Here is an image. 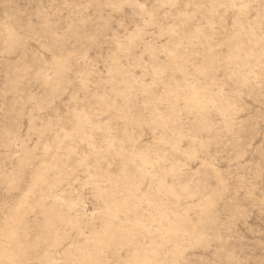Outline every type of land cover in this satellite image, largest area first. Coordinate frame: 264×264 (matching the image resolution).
<instances>
[{
	"label": "rangeland",
	"instance_id": "obj_1",
	"mask_svg": "<svg viewBox=\"0 0 264 264\" xmlns=\"http://www.w3.org/2000/svg\"><path fill=\"white\" fill-rule=\"evenodd\" d=\"M163 1L0 0V264H264V0ZM189 82L214 104L168 94ZM183 217L190 238L160 233Z\"/></svg>",
	"mask_w": 264,
	"mask_h": 264
},
{
	"label": "bare ground",
	"instance_id": "obj_2",
	"mask_svg": "<svg viewBox=\"0 0 264 264\" xmlns=\"http://www.w3.org/2000/svg\"><path fill=\"white\" fill-rule=\"evenodd\" d=\"M176 0H164L163 2L164 3H167V4H172L173 5V3L175 2ZM162 2V1H161ZM237 23V22H236ZM5 24V23H4ZM2 25H3V23H2ZM243 25V24H242ZM246 26V25H245ZM175 27V26H174ZM249 27V26H248ZM8 28V27H7ZM245 28V27H244ZM176 29V28H175ZM242 29V31H245V29L243 30V27L241 28ZM240 29V27H239V31L241 30ZM1 30V29H0ZM176 30H178V29H176ZM248 30H249V28H248ZM251 30V29H250ZM7 31H8V29H7ZM170 33H172L173 31H174V28L173 27H170ZM238 31V30H237ZM236 31V32H237ZM5 33H6V30L4 31ZM11 32V31H10ZM10 32H7V35L6 36H8V37H11V33ZM180 32V31H179ZM178 32V33H179ZM175 33V32H174ZM237 33H239V32H237ZM176 34V33H175ZM181 34V33H180ZM243 34V33H242ZM249 34V33H248ZM183 35V34H182ZM245 35V34H244ZM176 36V35H175ZM178 36V35H177ZM184 36V35H183ZM185 37V36H184ZM174 38H176V37H174ZM252 38V37H251ZM5 40V39H4ZM248 40V39H247ZM176 41H177V39H176ZM179 41H180V36H179ZM178 41V42H179ZM238 41V40H237ZM237 41L235 42V43H237ZM174 44H176L175 43V41L173 42ZM173 43L171 44L172 46H173ZM230 43V42H229ZM234 43V44H235ZM167 44V43H166ZM169 44V43H168ZM125 45V44H124ZM124 45H123V48H124ZM262 45V44H261ZM167 46V45H166ZM250 46H251V44H250ZM164 48H166V47H164ZM253 48V47H252ZM251 48V49H252ZM126 49V48H125ZM167 50H168V52H172L173 50H171L170 48L168 49L167 48ZM212 51V50H211ZM168 52H166V54L168 53ZM176 52V51H175ZM168 54H170V53H168ZM167 54V55H168ZM173 54H175V53H173ZM169 55L168 57H170V56H173L174 57V55ZM177 54V53H176ZM184 55V54H183ZM228 58H229V60L231 61V62H234V63H241V64H243V63H247L246 62V60L247 59H249V58H255V59H257V56H256V53H254L253 51H245V48H244V45L242 44V42H238L233 48H231L229 51H228ZM257 55H258V52H257ZM185 57V56H184ZM176 58V55H175V57L173 58V59H175ZM178 58H179V56H178ZM172 58L170 57V60H171ZM255 59H254V61H255ZM168 60H169V58H168ZM177 60V59H176ZM178 61H180V59L178 60ZM178 61H177V63H178ZM184 61H185V59H184ZM183 61V62H184ZM253 61V60H252ZM253 61V62H254ZM171 62H172V60H171ZM170 62V63H171ZM176 63V64H177ZM180 63H182V62H180ZM255 63V62H254ZM259 63V62H258ZM154 64H157V63H154ZM165 64V63H164ZM175 64V65H176ZM213 64V61L212 60H210L209 62H208V64L207 65H204V66H201V67H198L197 68V70L200 72V73H203V74H208V71L210 70V67H211V65ZM158 65V64H157ZM159 65H161V64H159ZM174 65V66H175ZM185 65V64H184ZM246 65H248V64H246ZM243 66H245V65H243ZM163 67H164V65H163ZM172 67V66H171ZM250 67V66H249ZM151 68H153V67H151ZM155 68V67H154ZM173 68V67H172ZM244 68V67H243ZM251 68V67H250ZM258 68V67H257ZM260 68V67H259ZM158 69H160V68H158ZM181 69V68H180ZM253 69V68H252ZM112 70H113V68H112ZM162 70L164 71V69L162 68ZM161 70V71H162ZM176 70H177V68H176ZM261 71V70H260ZM248 72H250L249 70H247V72H245V74H247ZM256 72V71H255ZM254 72V73H255ZM262 72V71H261ZM116 73L118 74V75H121V71H119V70H117L116 71ZM160 73V72H159ZM162 73V72H161ZM257 73V72H256ZM157 75H159L158 74V72L156 73ZM155 74V75H156ZM249 74V73H248ZM252 74V73H251ZM250 74V75H251ZM156 75V76H157ZM242 75V74H241ZM260 75V74H259ZM247 76V75H246ZM257 76H258V74H257ZM248 77V76H247ZM156 79H157V77H155ZM154 78V79H155ZM242 78V77H241ZM244 78V77H243ZM255 78V77H254ZM130 79V78H129ZM132 79V78H131ZM130 79V80H131ZM172 79H173V77H172ZM134 80H136V79H134ZM175 80V79H174ZM154 81V80H153ZM161 81V80H160ZM245 81V80H244ZM164 82V81H163ZM183 82H184V80H183ZM243 83V82H242ZM140 84V83H139ZM170 84V83H169ZM142 85V84H141ZM147 85V84H146ZM136 86V85H135ZM139 87H140V85H139ZM165 87V86H164ZM143 88V87H142ZM146 88V87H145ZM144 88V89H145ZM179 88H182L183 89V91H184V95H186L185 97L190 101V102H193L198 108H200V109H203L205 106H206V104L207 103H209V102H211V103H213L214 104V102L216 101L215 99H214V96H212L209 92H207V91H205L204 89H202V88H200L197 84H195V83H193V82H189V83H186V84H184V86H180V85H177L176 87H174V88H172V89H169V91H168V94H170V96H176L177 95V90H179ZM140 90V89H139ZM146 90H148V89H146ZM162 90V89H161ZM141 91V90H140ZM144 91V90H143ZM145 92V91H144ZM153 95V94H152ZM162 95V94H161ZM152 97V96H151ZM170 99V98H169ZM217 101H219L218 99H217ZM176 102V101H175ZM147 105H148V102H147ZM153 105H155V104H153ZM234 107V106H233ZM153 109H154V107H153ZM217 109H218V111L221 113V114H223V115H225V114H228L230 111H232L231 109V106L229 105V104H218V106H217ZM82 111V110H81ZM81 111H80V113H78V114H76V125H77V131L78 132H81V130H80V127H79V124L80 123H82V122H85V121H87V115H86V113H85V111H84V113H81ZM170 111V110H169ZM175 111V109L173 110V112ZM78 112V111H77ZM156 112V111H155ZM161 113V112H160ZM159 114V113H158ZM172 115V113L169 115V116H171ZM163 116H164V114H163ZM168 116V117H169ZM173 117V116H172ZM71 118V117H70ZM167 118V117H166ZM158 119L160 120L161 119V117L160 116H158ZM169 119V118H168ZM171 119V118H170ZM90 123V122H89ZM125 139V138H124ZM170 144H172V143H170ZM174 145H175V143H173ZM57 146V145H56ZM44 149L45 150H47L48 148L47 147H44ZM52 153V152H51ZM52 154H54V153H52ZM53 157V156H52ZM136 157L139 159V161H140V164L142 165V167L143 168H148L150 165H151V159L149 158V156H147L144 152H138L137 154H136ZM56 158V157H55ZM52 159V158H51ZM97 162V161H96ZM39 165V164H38ZM124 165V164H123ZM122 165V166H123ZM97 166V165H96ZM121 166V167H122ZM125 166V165H124ZM169 166V165H168ZM168 166H167V168H168ZM42 167V166H41ZM50 167H51V165H50ZM166 167V166H165ZM170 167V166H169ZM93 168H94V166H93ZM96 168V167H95ZM173 168V167H172ZM43 169V168H42ZM41 169V170H42ZM162 169H164V168H162ZM130 170V169H129ZM143 170V169H142ZM43 171H45V170H43ZM96 171V170H95ZM121 171H122V169H121ZM126 171V170H125ZM144 171V170H143ZM146 171V170H145ZM176 171L178 172V170H175V173H176ZM56 172V171H55ZM95 173V172H94ZM120 173H122V172H120ZM134 173V172H133ZM174 173V172H173ZM93 174V173H92ZM92 174H90V175H92ZM104 174V173H103ZM132 174V173H131ZM148 174V173H147ZM93 175H95V174H93ZM110 175V174H109ZM93 178H95V177H93ZM92 178V179H93ZM97 178V177H96ZM101 178V177H100ZM104 178V177H103ZM102 178V179H103ZM41 179V177H40V174L39 173H37L36 174V176H35V178H34V181H38V180H40ZM98 179V178H97ZM113 180V179H112ZM124 180V179H123ZM137 181V180H136ZM39 182V181H38ZM87 182H89V181H87ZM114 182V181H113ZM162 182V181H161ZM105 183V182H104ZM125 183V182H124ZM137 183V182H136ZM154 183V182H153ZM99 184H102V183H99ZM134 184V183H133ZM132 184V185H133ZM96 185V184H95ZM124 185V184H123ZM127 185V184H126ZM150 185V184H149ZM166 185V184H165ZM104 186V185H103ZM128 186V185H127ZM134 186H135V184H134ZM97 187V186H96ZM98 188H101V187H98ZM47 189V188H46ZM107 189V188H106ZM109 189V188H108ZM122 189H123V187H122ZM128 188H126V190H127ZM130 189V188H129ZM97 190V189H96ZM168 190L169 191H171V192H173V190L171 189V188H169L168 187ZM43 191H45V189H43ZM106 191H108V190H106ZM123 191H125V189H123ZM131 191V190H130ZM95 192V191H94ZM109 192V191H108ZM111 192V191H110ZM110 192H109V194H110ZM106 193V192H105ZM127 193V192H126ZM129 193V192H128ZM108 194V195H109ZM100 195V194H99ZM98 195V196H99ZM33 196V195H32ZM20 197V196H19ZM26 197V196H25ZM62 197V196H61ZM118 197V196H117ZM121 197V196H120ZM27 198V197H26ZM57 198V197H56ZM122 198V197H121ZM144 199H147L146 197H145V195H144V197H143ZM114 201V200H113ZM210 202V201H209ZM212 203H213V201H212ZM23 204H24V199H22V201H21V203L14 209V212H13V214L11 215V219H12V221L13 222H20V214H19V210H20V208L23 206ZM207 204V202H204L202 205H206ZM39 205V204H38ZM201 205V206H202ZM36 206V205H35ZM66 206L68 207V208H70V209H76V201L75 200H73V199H69L67 202H66ZM114 206V205H113ZM190 206V205H189ZM37 208V207H36ZM119 208H121V206H116V209H115V211L117 210V209H119ZM204 208V207H203ZM49 212H50V216H51V218H53L52 219V221H54V220H56V219H61V216H60V214H59V211H57L56 210V208L54 207V205H51V206H49ZM127 212V211H126ZM75 213L77 214V215H80L79 214V211L76 209L75 210ZM147 213V212H146ZM151 213V212H150ZM148 214V213H147ZM177 214H179V212L177 213ZM149 215V214H148ZM180 215V214H179ZM183 215V214H182ZM149 217V216H148ZM179 217V216H178ZM182 217V216H181ZM142 218V217H141ZM157 218V217H156ZM173 218V217H172ZM146 219V218H145ZM165 219V218H164ZM167 219V218H166ZM185 219H186V217H185ZM142 220H143V218H142ZM152 220H153V218H152ZM155 220V219H154ZM158 220V219H157ZM52 221H50V222H48V228L49 229H52L53 228V223H52ZM159 221V220H158ZM164 221V220H163ZM190 221V220H189ZM188 221V223H190ZM136 222V224H139V226H142L143 227V224H142V221L141 220H136L135 221ZM144 222H146V221H144ZM143 222V223H144ZM150 222H153V221H151L150 220ZM149 222V223H150ZM156 222V221H155ZM194 224V223H193ZM189 225V224H188ZM191 225V224H190ZM198 225V224H197ZM196 225V226H197ZM137 226V225H136ZM146 227V226H145ZM195 227V226H194ZM199 227V226H198ZM202 228V227H201ZM200 228V229H201ZM105 229H106V231H108L109 229H110V225L108 224V225H106L105 226ZM144 229V228H143ZM121 230H122V228H121ZM159 230H161L160 231V233L163 231V233H165L166 235H168V237H171V238H177V237H179V236H183V235H187L186 236V238L187 237H189L190 236V232H189V228H187L186 227V224H185V221H184V217H183V219H179V220H172V221H170L169 219H168V225L166 226V228H164V229H161L160 227H159ZM195 230V229H194ZM202 230V229H201ZM99 231V230H98ZM120 231V230H119ZM191 231H193V229L191 230ZM199 232H200V230H198ZM146 232V231H145ZM195 232H197V231H195ZM199 232H198V234H199ZM202 232V231H201ZM200 232V233H201ZM106 233V232H105ZM197 234V235H198ZM5 235H6V237L10 240V244H11V246L8 248V249H2V248H0V257H3V256H5V257H7L11 262H13L14 261V258L16 257V255H17V253L20 251V244H19V242H18V240H16L15 238H14V230L11 228V227H8L6 230H5ZM142 235V234H141ZM132 237H133V235H132ZM146 237V236H145ZM191 237V236H190ZM189 237V238H190ZM198 237V236H197ZM140 238H143V237H140ZM183 238V237H182ZM204 238H206V237H204ZM194 239H196V237L194 238ZM199 239V238H198ZM126 240V239H125ZM150 240V239H149ZM153 240V239H152ZM161 240V239H160ZM189 240V239H188ZM200 240V239H199ZM85 241V240H84ZM89 241H90V239H89ZM196 242H197V240H195ZM82 242V241H81ZM192 242V241H191ZM138 243V242H137ZM147 243V242H146ZM150 243V242H149ZM195 243V242H194ZM112 244V243H111ZM150 244H153V242L152 243H150ZM191 244H193V243H191ZM118 245V244H117ZM135 245H137V244H135ZM131 246H133V245H131ZM155 246V245H154ZM4 247V246H3ZM102 247H103V245H102ZM104 248V247H103ZM152 248V247H151ZM99 249V248H98ZM98 249H97V251H98ZM139 249V248H138ZM142 249V248H141ZM86 250V249H85ZM102 250V249H101ZM119 250V249H118ZM133 250V249H132ZM146 251V250H145ZM83 251H81V253H82ZM87 253L89 252V251H86ZM90 253H91V250H90ZM149 253H150V251H149ZM153 253V252H152ZM85 254V253H84ZM116 254V253H115ZM158 254V253H157ZM45 255V254H44ZM81 255V254H80ZM97 254H95V256H96ZM136 255V254H135ZM139 255V254H138ZM141 255H142V253H141ZM83 256V255H82ZM87 255H85V257H86ZM90 256H91V254H90ZM153 256H154V254H153ZM156 256V255H155ZM92 257V256H91ZM94 257V256H93ZM126 257V256H125ZM97 259V258H96ZM96 259H95V261H96ZM128 259V258H127ZM124 260H125V258H124ZM131 260V259H130ZM129 260V261H130ZM153 260H154V258H153ZM151 258H148L147 256H143V257H140V258H135L134 257V259H133V262H132V264H154V261H153ZM2 261V260H1ZM78 261V260H77ZM80 261H81V259H80ZM85 261H86V258H85ZM88 262V261H87ZM86 262V263H87ZM98 262V261H97ZM126 262H128V261H126ZM85 263V262H84ZM89 263V262H88ZM96 263V262H95ZM117 263V262H116ZM115 263V264H116ZM125 263V262H124ZM46 264H52V262L51 261H47L46 262Z\"/></svg>",
	"mask_w": 264,
	"mask_h": 264
}]
</instances>
